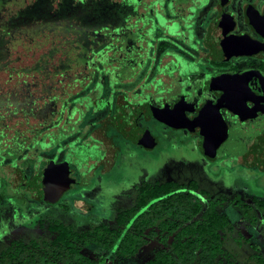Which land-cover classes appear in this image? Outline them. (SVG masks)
Segmentation results:
<instances>
[{
	"label": "flooded vegetation",
	"instance_id": "obj_1",
	"mask_svg": "<svg viewBox=\"0 0 264 264\" xmlns=\"http://www.w3.org/2000/svg\"><path fill=\"white\" fill-rule=\"evenodd\" d=\"M35 1L9 12L6 6L11 0H0V74L4 75L0 79V238H16L10 245L42 242H25L15 230L39 231L42 204L55 205L68 191L89 187L96 177L110 174L125 149L149 152L167 140L174 147L194 146L210 163L219 154L232 158L243 177L251 173L258 178L264 176V0H113L117 15L122 10L124 15L117 17L114 26L99 29L83 26L71 16L73 9L87 0H50V24H21L22 10ZM63 1L69 8L66 22L57 20ZM58 26L66 35L76 33L75 46L79 49L76 59L65 60L67 68L63 71L74 62L90 72L86 78L74 80L79 84L75 93L55 92L54 86L61 84L55 78L60 63L54 60L56 49L48 51L49 58H45L48 52L44 53L17 70L11 65L21 62L19 56L11 58L10 43L16 35ZM85 35L90 45L80 41ZM105 39L108 44L95 51L94 47ZM80 52L85 60H80ZM97 53L113 67L111 78L116 79L123 67L127 72L123 83L133 84L129 97L118 94L112 99L104 95L88 102L94 122L89 129L87 121H82V129L75 133L87 135L88 142L81 151L78 146L82 145L74 140L78 137L73 132L80 123L81 109L73 116L79 105L71 102L80 90L84 93L90 86L92 74L98 69L97 61L91 64L99 58L93 56ZM124 55L130 58L126 66L120 60ZM12 68L14 75H10ZM103 68L99 64V69ZM44 79L55 82L42 83ZM153 109L172 113L171 118L167 117L169 123L151 115ZM209 127L216 136L224 137L214 158L205 156L202 149L203 133ZM140 130L148 132L145 138L138 134ZM51 167L61 173L67 187L52 203L41 194L43 177ZM139 180L136 192L149 184L143 178ZM251 198L249 205L253 207L254 200L264 201L254 195ZM220 200L222 206L236 202L248 205L237 194L230 200ZM82 207L92 209L88 204ZM118 211L122 210L115 214ZM17 213L30 219L16 222L12 216ZM45 231L52 234L46 226ZM53 238L52 234L45 241Z\"/></svg>",
	"mask_w": 264,
	"mask_h": 264
},
{
	"label": "rangeland",
	"instance_id": "obj_2",
	"mask_svg": "<svg viewBox=\"0 0 264 264\" xmlns=\"http://www.w3.org/2000/svg\"><path fill=\"white\" fill-rule=\"evenodd\" d=\"M32 1L11 0V3L6 7L9 12H14L17 8ZM160 5L163 6L161 3ZM139 17L141 16L139 15ZM75 35V32L66 35L59 26L52 30L46 28L43 30L39 29L35 33L31 30L20 33L11 41L10 48L13 51L12 60L19 56L21 62H13L11 65L17 70L21 66L29 65L39 55L47 53L51 49H56L57 51L54 54L56 63L63 62L68 57L76 59L79 49L75 46V38L77 37ZM107 42V39L103 40L97 47H94V50L97 51L103 45L108 44ZM155 49H153L154 52H158V49L157 51ZM96 55L99 58L96 59L95 57L91 64L97 61L104 67L103 70L99 69L98 64V69L92 74L90 86L84 90V93L80 90L76 100L71 102V104L74 103V106L79 105L78 108H74L73 116H76L78 109L82 110H78V123H80L78 126L75 125L73 130L75 137H78V140H74L82 145L78 146L81 151L88 142H86L87 135L86 133L81 135L75 133L81 128L82 121H85V124L87 121L89 129L94 122V119L90 118L94 113H90L89 116L91 106L88 102H92L95 97L99 98L104 95L112 99L118 94L129 97L128 91L133 84L123 83L124 76L127 73L123 67L119 70L116 79L111 78L114 76V73L111 72L113 67L107 63L108 61H105L103 55L100 53L93 54V56ZM101 57L102 59H100ZM120 60L124 61L123 63L126 66L130 58L128 55H124ZM107 66L109 69H106ZM57 69L55 78L61 80V84H57L54 87L56 89L55 92L59 93L58 95L71 90V92L75 93L79 90V84L74 80H82L90 75V72L84 66L74 62L70 63L66 71H63V69L59 70L58 65ZM15 70L12 68L10 75H14ZM108 74H110L109 78ZM3 77L4 75L0 74V79ZM107 79L110 81H107ZM139 81V79H136L137 83ZM44 82L50 84L55 82V79H44L42 83ZM83 83L86 84L87 81L83 80ZM84 96L87 98H83ZM81 102L86 103L83 109ZM66 106L67 102L65 100L62 103V107L65 109ZM82 140L85 142L83 143ZM239 170L241 169L236 167L232 158H222L221 154H219L217 160L210 163L199 155L194 146L174 147L173 143L167 140L149 152L141 149H134L133 151L125 149V151H122L116 168L110 174L96 177L95 183L93 182L89 187L74 188L68 191L57 204L54 203L55 205L42 204L40 218L43 222H49V220L61 222L79 232L90 231L98 225H107L113 229L116 227L113 223L115 211L132 207L136 188L141 183L140 178H143L144 182L149 184L174 182L184 186L187 191H189L187 186L194 184L195 190L189 192L196 196H200L203 193L204 196H201V201L203 202H218L224 198L230 200L237 194L243 202L248 203L243 208L240 203L233 206L225 203L223 206L219 205L217 209L228 217L233 228L232 232H225V237L223 238L224 251L231 256V259L236 264H257L254 256L260 255L264 257V217L259 208L249 204H252L251 196L253 195L264 200V191L262 190L264 188V176L258 178L255 173H251L243 177L240 175L241 172ZM83 204L90 205L92 209L82 207ZM12 217L16 222L30 219V216H21L18 213ZM43 222H41L39 231L21 228L22 230H15V235H18V238L25 242L33 239L49 240L48 238L52 234L45 231L46 223L43 225ZM13 239L6 236L0 238V252L9 246ZM157 249V241L153 240L149 245L143 247L135 258L127 260L91 244L83 249V254L94 259L97 264H147Z\"/></svg>",
	"mask_w": 264,
	"mask_h": 264
},
{
	"label": "trees",
	"instance_id": "obj_3",
	"mask_svg": "<svg viewBox=\"0 0 264 264\" xmlns=\"http://www.w3.org/2000/svg\"><path fill=\"white\" fill-rule=\"evenodd\" d=\"M68 4L63 1L57 10V20L69 19ZM118 7L113 0H87L73 9V19L90 29L114 26ZM53 21L50 0H36L22 10L21 24ZM83 43H92L86 35ZM80 60H85L80 52ZM50 52L45 55L49 58ZM67 61H60L59 70ZM189 191L195 190L189 184ZM184 186L174 182L145 184L138 187L131 208L118 211L115 228L98 225L90 231L79 232L69 225L49 220L46 229L54 235L51 241L14 243L0 252V264H97L82 254L93 244L121 258H135L143 247L156 240L158 249L147 264H236L223 249L225 232L233 228L228 217L219 212L218 202L201 201L203 193L192 195ZM202 196V197H201ZM236 202L235 205H239ZM264 217V201L254 200ZM244 205L242 206V208ZM257 264L264 257L255 255Z\"/></svg>",
	"mask_w": 264,
	"mask_h": 264
},
{
	"label": "water",
	"instance_id": "obj_4",
	"mask_svg": "<svg viewBox=\"0 0 264 264\" xmlns=\"http://www.w3.org/2000/svg\"><path fill=\"white\" fill-rule=\"evenodd\" d=\"M252 16H253V14L249 15L251 22L253 20ZM141 110H144V108H141ZM151 115H153L155 118H157L161 122L169 123L168 118H171L173 114L172 113L168 114V113H164L162 110H154L153 109V110H151ZM193 123L194 122H191L190 124H187V126H190ZM172 126H176V125L173 124ZM220 131H222V130L220 129ZM137 132L139 135L141 133L144 138L148 134L147 131H141L140 130ZM223 132H224V134H226L225 128H224ZM203 134L205 135L203 146H202L203 153L208 158H214L215 153H216V149H217L218 145L220 144V142L223 141L224 137L216 136V134L214 133V131H212L210 129V127L207 129V132L205 131V133H203ZM60 175H61V173L58 170H56V168H53V167H51L49 172H47L44 175L43 180H42L43 186H42V192H41L42 198L44 200L49 201L51 203L55 202L56 200H58L60 198L63 191L66 190L67 187H66L65 182H64L65 180L62 181V178Z\"/></svg>",
	"mask_w": 264,
	"mask_h": 264
}]
</instances>
